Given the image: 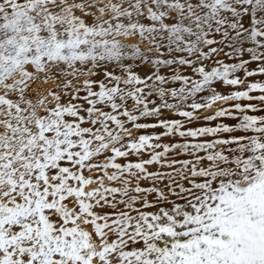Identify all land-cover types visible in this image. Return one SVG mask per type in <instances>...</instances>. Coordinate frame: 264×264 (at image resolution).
Returning <instances> with one entry per match:
<instances>
[{"label":"snow or ice","instance_id":"6c2138e0","mask_svg":"<svg viewBox=\"0 0 264 264\" xmlns=\"http://www.w3.org/2000/svg\"><path fill=\"white\" fill-rule=\"evenodd\" d=\"M0 264H264V0H0Z\"/></svg>","mask_w":264,"mask_h":264},{"label":"rangeland","instance_id":"374dc122","mask_svg":"<svg viewBox=\"0 0 264 264\" xmlns=\"http://www.w3.org/2000/svg\"><path fill=\"white\" fill-rule=\"evenodd\" d=\"M228 123H232V121H227Z\"/></svg>","mask_w":264,"mask_h":264}]
</instances>
